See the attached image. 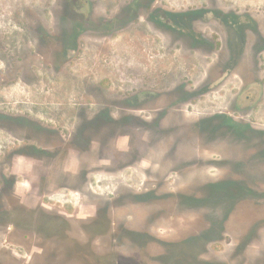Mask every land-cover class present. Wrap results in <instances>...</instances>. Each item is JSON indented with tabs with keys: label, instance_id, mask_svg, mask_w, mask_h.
<instances>
[{
	"label": "rangeland",
	"instance_id": "obj_1",
	"mask_svg": "<svg viewBox=\"0 0 264 264\" xmlns=\"http://www.w3.org/2000/svg\"><path fill=\"white\" fill-rule=\"evenodd\" d=\"M79 1L0 0V199L12 197L14 189L19 199L29 204L41 200L53 210L64 206L74 210L85 193L105 198L119 188L144 190L150 194L146 203L132 205L138 219L147 218L149 239L143 243L145 246L126 245L125 251L141 258L131 264H177L170 258L175 252L170 244H162L161 251L160 244L151 239L173 240L186 235L193 226L196 231L204 228L210 221L204 209L187 208L184 197L178 195H206L214 188L250 189L235 200L225 227L214 234L217 240L212 238L205 249L199 250L203 254L196 257L195 264H227L225 259H230V264H260L255 257L264 258V194H255V189H264V157L258 156L264 151V134L255 136L223 128L208 131L210 128H204L203 123L200 126L199 121L226 111L239 120L264 124V52L244 53L235 67L225 69L229 53L212 51L208 46L191 48L189 37L176 31L163 32V37L156 35V27L146 23L142 15L141 21L137 18L126 30L117 27L111 37L100 36L94 41L79 38L78 48L68 50L76 44L73 37L63 34L70 28L69 22L63 21V13L88 12L86 4L77 8ZM94 1L98 5L93 10L95 20L90 23L95 26L104 14L109 21L124 15L131 0ZM154 4L171 11L232 6L234 12L253 13L264 21V0H155ZM151 12L148 6V18ZM202 13L204 22L219 20L218 10ZM197 25V29L208 32V26L201 22ZM44 30L57 34L56 40L46 37ZM134 76L143 78L148 92L156 89L162 94L146 108L168 110L169 123L165 124L170 125L163 134L145 133L142 140L148 146L135 149L137 158L132 150L130 155L124 154L125 149L116 150L105 160L73 149L63 161L11 158L17 148L26 146L29 150L27 147L34 144L28 136L39 138L51 152L57 150L55 143L44 144L47 138L35 132L29 120L62 125L64 136L70 138L78 124L74 115L79 109L107 107L104 104L112 102L113 95L125 93L123 86ZM207 81H211L209 90L205 89ZM113 92L116 94H110ZM59 113L64 116H60L62 121L50 120ZM23 116L27 118L20 119ZM189 118L197 123L190 124ZM87 129L90 133L97 130ZM120 151L122 154H118ZM126 165L125 170L120 169L121 177L113 175ZM35 190L46 193L39 199L31 196ZM156 223H162L160 228L155 229ZM18 231L7 235L0 230V264H77L71 259L63 262L69 248L61 239L84 237L79 229L73 230V235L59 234L50 241ZM99 247L109 250L105 242ZM188 256L182 257L179 264H191Z\"/></svg>",
	"mask_w": 264,
	"mask_h": 264
},
{
	"label": "flooded vegetation",
	"instance_id": "obj_2",
	"mask_svg": "<svg viewBox=\"0 0 264 264\" xmlns=\"http://www.w3.org/2000/svg\"><path fill=\"white\" fill-rule=\"evenodd\" d=\"M154 1L131 0L126 4L124 15H116L112 21H109V18L104 14L94 26L90 22L95 20L93 10L98 3H95L94 0H86V2L80 0L76 3L77 8L82 9L83 5L86 4L88 5V12L63 13V21L70 24V28H66L63 34L73 37V41L76 44L75 47H67L66 49L74 50L76 47L78 48V39L82 37L91 38L92 41L98 40L100 36L111 37L117 27L119 28L118 30H126L132 23H136L137 18L141 21L139 18L142 15L145 17L144 20H147L146 23L156 27V35L160 34L163 37L165 35L163 32L176 31L189 37L191 48H205L208 46L212 51L217 50L229 53L224 66L225 69L235 67L239 62L238 59L244 57V53L264 52V21L263 19L255 18L253 13L234 12L236 10L232 6L217 5H211L209 8L204 6L203 9H195L194 6L186 11H171L165 10L157 4L155 5ZM148 6H150V11H152V17L150 18H148L147 13ZM216 10L219 11L216 14L219 20L210 17L212 20L204 22L202 18L204 13L202 12ZM115 21L117 22L116 24ZM199 22L208 26V32L205 29H197V23ZM44 31L46 32V37L53 41L56 40L57 34L52 35L48 31ZM101 41L103 40L101 39ZM66 49L65 53H67ZM252 66L255 67V62L252 63ZM127 81L123 86L125 93L117 94L120 96L113 95V101L104 104L107 107L79 109L74 118L75 122L77 121L78 124H81L80 126L78 124L74 126L73 136L70 138L64 136V126L62 125L44 124L41 121L29 120L33 124L32 127L36 129L34 131L40 135H45V138H47L44 144L55 143L54 148L57 150L51 152L46 149L48 146H43L39 138L28 136L27 139L29 141L34 140L32 142L34 144L27 147L29 150H26V146L17 148L13 151L11 158L25 156L35 159L49 158L53 159V161H56V159L63 161L69 157L71 149L85 152L83 154L92 153L96 155L97 159L100 156V159L103 158L104 160L114 156L117 152L116 150L125 149L124 154L130 155L132 150L137 158L139 153L135 149L148 146V142L142 140L145 137V133L158 132L163 134L167 127H170V125L165 124L169 123V114L168 110H148L146 108L148 103H156L162 94L155 91L156 89H151V92H148L149 87L146 82H143V78L134 76V78H129ZM210 84L211 81H207L205 89H211ZM148 112L150 115H147ZM231 113L224 111L220 114H209L206 116V120L199 121V124L201 126L203 123L204 128H210L208 131L223 128L225 131L255 134V136L264 134V124L254 125L251 120H239ZM58 115L55 118L50 116V120L62 121L60 116H63V114L59 113ZM0 117H3L2 114H0ZM241 117H245V115L241 114ZM26 118L23 116L20 119L24 120ZM83 122L85 123L83 124ZM189 123L195 124L197 122L195 119L189 118ZM171 126L174 129V125ZM89 127L97 128V130H94L97 133L96 136H93L95 134L94 131L90 133V129H87ZM125 137H129V140H123ZM118 154H122V151L118 152ZM260 154L264 157V151L259 153L258 156ZM121 164H124V162ZM128 166L119 168V171L113 172V175L121 177L123 171H120V169L125 170ZM88 174L89 172L85 173L86 176ZM249 190L241 188L228 191L227 189L214 188L207 190L206 195H197L192 192L186 194V196L178 195L180 198L184 197L182 201L187 208L204 209L208 213L210 221H207L204 228L196 231L193 226L189 228L191 230L187 231L186 235L173 240L159 237L150 239L154 240L156 244L158 243L157 245L160 244L161 251L164 249L162 244H170V247H173V250L175 249L170 258L177 264L180 263V259L186 254L189 255V263L195 264L196 257L199 258L203 254L199 250L205 249V246L212 242V238L217 240L214 234L225 227L224 225L227 222L225 219L231 207L236 203L235 200ZM114 191L112 195H108L105 198L85 193L83 194L82 203L74 210L68 206H64L62 210H53L52 207L41 200L36 204H32L33 202L29 204L27 200H20L21 198L15 194L16 191L13 189L12 192L14 194L12 197L0 199L1 233L7 235L19 234L18 230L20 229L24 234L43 236L50 241V239L57 237L59 234L60 236L73 235V232H75L73 230L79 229L84 237L80 235V237L76 236L72 237V239H61V243H66L67 248H69L67 249L68 258H64V263L65 261L69 262L71 259L76 261L77 264H131L130 261L141 258L127 253L125 246L129 244L145 246L144 244H147L146 240L149 239L147 236V228H149L147 218L140 216L138 219L136 211H133L132 203L134 205H138L136 203H146V197L150 194L143 193L144 190L141 189L132 191L129 188L123 190L119 188ZM31 193V196H37L40 199V196L46 191L35 190L34 193ZM255 194H264V189H255ZM155 197H161L160 200L163 198L158 194ZM28 200H30V197ZM179 200L177 197V201ZM228 203L231 204L229 205ZM57 223L62 224L61 226H56ZM160 225L156 223L155 229L160 228ZM67 232L68 235H66ZM90 234L91 236H88ZM89 237L91 238L89 239ZM104 242L108 245V251H102L99 247ZM160 254L163 255L164 253L162 254L161 252ZM257 259V263L260 261V264H264L263 257L257 256L255 261ZM224 261L230 264V259H225ZM45 263L44 261L38 262V264ZM25 264L28 263L26 262ZM30 264L35 263L30 262Z\"/></svg>",
	"mask_w": 264,
	"mask_h": 264
}]
</instances>
